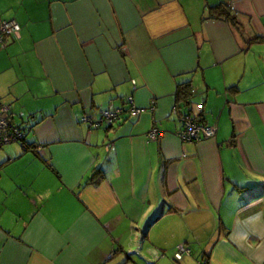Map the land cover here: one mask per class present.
Here are the masks:
<instances>
[{
    "label": "crops",
    "instance_id": "crops-1",
    "mask_svg": "<svg viewBox=\"0 0 264 264\" xmlns=\"http://www.w3.org/2000/svg\"><path fill=\"white\" fill-rule=\"evenodd\" d=\"M4 19L24 138L0 147V264H264V0H0ZM193 113L213 136L179 139Z\"/></svg>",
    "mask_w": 264,
    "mask_h": 264
},
{
    "label": "built area",
    "instance_id": "built-area-1",
    "mask_svg": "<svg viewBox=\"0 0 264 264\" xmlns=\"http://www.w3.org/2000/svg\"><path fill=\"white\" fill-rule=\"evenodd\" d=\"M18 30L19 26L15 20H0V48L4 45L3 36L16 34ZM125 101L128 104L126 109L129 115H137L141 112L140 109L132 105L130 96H127ZM7 111L8 108L5 105H0V147L9 142H21L24 138L22 130L10 123ZM123 111H125L123 107L102 109L98 111L99 117L97 120L94 121L87 116H83L80 121L86 123L89 128H96L100 125L109 126L121 121ZM201 118L199 113L180 116L181 125L178 131V137L181 141L193 143L214 135L216 130L215 126L204 123ZM146 137L148 140H157L161 137V133L153 128L147 132ZM188 253V249L183 244H178L174 248L172 257L177 262Z\"/></svg>",
    "mask_w": 264,
    "mask_h": 264
},
{
    "label": "trees",
    "instance_id": "trees-1",
    "mask_svg": "<svg viewBox=\"0 0 264 264\" xmlns=\"http://www.w3.org/2000/svg\"><path fill=\"white\" fill-rule=\"evenodd\" d=\"M211 9L212 10L210 12V14H211L210 17L218 18L220 16L228 15V10L226 9V7L224 5H217V6L213 7V8H211ZM217 12H219L220 14L218 15ZM251 41H264V38H258L257 37V38L252 39ZM188 89H189L188 82H184V83L179 84L177 86V90H176L177 99L178 100L187 101V97L189 95V90ZM193 114H196V113H193ZM187 115H192V114H187ZM201 119L204 122V119L203 118H201ZM172 259H173V257H172Z\"/></svg>",
    "mask_w": 264,
    "mask_h": 264
}]
</instances>
